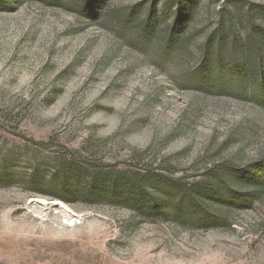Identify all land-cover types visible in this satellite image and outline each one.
<instances>
[{
	"label": "rangeland",
	"instance_id": "374dc122",
	"mask_svg": "<svg viewBox=\"0 0 264 264\" xmlns=\"http://www.w3.org/2000/svg\"><path fill=\"white\" fill-rule=\"evenodd\" d=\"M91 1L0 0V264H264V0Z\"/></svg>",
	"mask_w": 264,
	"mask_h": 264
},
{
	"label": "trees",
	"instance_id": "16d2710c",
	"mask_svg": "<svg viewBox=\"0 0 264 264\" xmlns=\"http://www.w3.org/2000/svg\"><path fill=\"white\" fill-rule=\"evenodd\" d=\"M189 1L190 0H185V3L184 4L182 3V4H179L178 5V12H179V14L176 17L175 26H179L180 27V26H183L185 24V16L187 18L190 15L191 10L189 12H186L187 10H184V11H182V10L184 9V7L186 6V4ZM92 4H91V7H90L91 8V11L94 12V13H98V11L100 9H102V7L104 5V1L103 0H100L99 3L95 2L93 5ZM233 15H235V22H233V24H235V25H233V27H235L236 25H240V24L242 25L243 24V20L240 18L239 13L233 12ZM154 18H155V14L154 13H150L148 15V21H149V23H148L147 26H149L152 23V21L154 20ZM254 30H255V27L253 29V32H254ZM226 35H227L226 34V30L224 29V27H221L220 26L219 29H217L213 33V35H211L210 37L207 38L206 43H205L206 48L208 49V47H215L218 50L224 49L226 47V44H227V42H226L227 36ZM245 38H246L245 41L247 40V43H249V44H250V42L251 43L252 42H255V48L258 49V51L256 50V52L258 53V55H261L263 57L264 56V32L257 31V32L254 33V35L252 33H247V35L245 36ZM247 54H249V52L246 53V55H244L246 62L243 63V65L238 70L243 78H246V72H247V70L249 68L248 63H249L250 58H251ZM234 57L236 59L237 56H234ZM260 73L263 76L262 77V81H263V89H264V65L263 64H262V66L260 68ZM77 154H79V155H81L83 157L82 154H80V153H77ZM84 156H85V160H87V157H89L90 155H84ZM87 162H88V160H87ZM83 168H86L87 169V168H89V166L83 163L82 165H80V169L83 170ZM63 174H64L63 175L64 182H63V185L62 186L67 188V185L69 184V181H68L69 180V178H68L69 177V173L66 172V173H63ZM111 174H108L107 176L109 178H113L112 176H109ZM36 178L37 177L32 178V179H34L33 182L36 181ZM126 178H127V176H125V175L123 176L122 175L119 179H110V183H108V184L103 179H100V182L102 184H106V185H108L111 188H108V190L107 189H104L102 187V185L98 183V185L92 184L91 187H90V189L92 191H94L95 193H98L100 196H106V195H108V196H112V198L118 197V196L120 197V196H123V193H122L123 191H119L120 188H121V185H123V183H122L121 180L124 181V179H126ZM239 180H241V179H239ZM88 192H90V191H88ZM160 208H164V207H162L158 203L156 204L154 202V203L150 204L147 207L146 213L149 216H158L159 214H164V213H162L164 211H161L163 209H160Z\"/></svg>",
	"mask_w": 264,
	"mask_h": 264
}]
</instances>
